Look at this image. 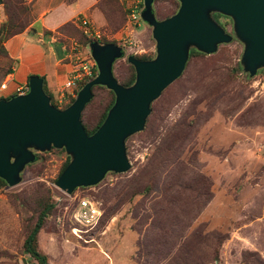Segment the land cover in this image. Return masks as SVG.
<instances>
[{
    "label": "rangeland",
    "instance_id": "rangeland-1",
    "mask_svg": "<svg viewBox=\"0 0 264 264\" xmlns=\"http://www.w3.org/2000/svg\"><path fill=\"white\" fill-rule=\"evenodd\" d=\"M76 1L0 0V24L22 34L34 14ZM90 1L103 20L98 24L95 10L88 18L100 34L93 42L123 48L112 68L121 85L131 73L128 56L155 58L152 30L141 19L128 26L133 0ZM178 8L177 0L152 6L158 21ZM212 18L232 41L212 55L190 57L181 77L151 104L143 131L125 142L128 172L108 173L98 185L67 196L55 182L70 157L63 149L32 151L36 159L20 183L0 186V264H31L23 243L44 203L54 208L37 241L49 264H264V68L253 77L245 73L244 46L232 20ZM80 19L69 22L62 36L91 41ZM88 45L74 47L83 63L92 61ZM4 55L0 48L1 67L8 65ZM110 98L107 89L96 91L82 115L84 129L95 127ZM83 197L98 202L103 217L80 239L70 231L68 214L74 198Z\"/></svg>",
    "mask_w": 264,
    "mask_h": 264
},
{
    "label": "water",
    "instance_id": "water-1",
    "mask_svg": "<svg viewBox=\"0 0 264 264\" xmlns=\"http://www.w3.org/2000/svg\"><path fill=\"white\" fill-rule=\"evenodd\" d=\"M177 1V12L158 21L152 9L154 0H143L140 19L152 30L155 58H126L135 73L131 86L120 85L113 76L114 63L124 57L123 48L92 42L88 49L97 75L79 89L65 109L51 105L43 79L35 76L29 78L25 95L0 100V179L9 188L20 183L21 172L35 161L32 151L63 149L70 157L55 182L67 196L98 185L108 173L128 172L126 140L143 131L151 104L181 77L190 50L209 56L218 46L232 41L213 14L232 20L234 35L244 46L240 60L243 71L253 77L264 68V0ZM96 86L111 91L114 103L101 126L88 135L81 115Z\"/></svg>",
    "mask_w": 264,
    "mask_h": 264
},
{
    "label": "crops",
    "instance_id": "crops-1",
    "mask_svg": "<svg viewBox=\"0 0 264 264\" xmlns=\"http://www.w3.org/2000/svg\"><path fill=\"white\" fill-rule=\"evenodd\" d=\"M93 5L90 0H78L72 4L57 5L42 15L34 14L33 23L24 33L12 37L3 44L6 59L11 62V67L6 75L4 74L6 67L0 68V87L5 86L4 89H0V99L9 100L20 95L17 90L28 86V80L32 76L43 79V88L45 87L47 95L58 109L57 105L67 104L75 97L83 80H73L79 67L78 59L82 56L81 50L74 47L80 48L81 45L62 36L58 29L77 18H81L80 21L88 20L95 10ZM39 11L40 8H36V12ZM95 11L100 17L99 19L96 15V20L102 25L101 15ZM67 39L69 50L62 42L68 41ZM71 82L74 86L66 88L65 85ZM30 263L33 264V261Z\"/></svg>",
    "mask_w": 264,
    "mask_h": 264
},
{
    "label": "trees",
    "instance_id": "trees-1",
    "mask_svg": "<svg viewBox=\"0 0 264 264\" xmlns=\"http://www.w3.org/2000/svg\"><path fill=\"white\" fill-rule=\"evenodd\" d=\"M157 0H154V2H156ZM176 13V12H175ZM174 13V14H175ZM173 14V15H174ZM217 17V15H215ZM67 26H69V24H65L63 27L59 28L58 29V32L61 33ZM11 26L8 22H5V23H1L0 24V48L3 49L4 51V59L6 61H8V65L4 64V66L6 67V70L4 72V74L6 75L8 72H9V69L11 67V62L9 60L6 59V51L5 49L3 48V44L8 41L9 39H11L12 37L14 36H17V35H20L21 32H14L11 30ZM79 44L81 45H86V44H90L92 41L90 40H86L85 42H82L81 40H77ZM103 44H112V43H103ZM202 54L198 53L197 51H195L194 49H191L190 53H189V58L190 57H195V56H200ZM138 59V58H137ZM139 60H144V59H139ZM1 65V64H0ZM1 68V66H0ZM130 70H131V73L128 77V79L123 82L121 85L124 86V87H129L131 86L133 83H134V80H135V74H134V69L132 66H129ZM95 73H97V70L95 71ZM96 75L93 76V78L95 77ZM92 78V79H93ZM92 79H89L87 81H84L82 83H80L79 85V89H81V87H83L87 82H89L90 80ZM99 90H105L104 87H100V86H96V87H93L91 89L92 91V94H93V98L91 100V102L89 104H87V106L85 107L84 111L86 110V108L88 106L91 105V103L93 102L94 98H95V93L96 91H99ZM108 93L110 94V101L109 103L105 106V108L102 110L101 114H100V117H99V121L97 122V124L95 125V127L92 129V130H87L85 128V131L88 135H92L94 132H96V130L101 126V124L103 123V121L105 120L106 118V115L109 111V109L112 107L113 103H114V95L111 91H108ZM76 96V94H75ZM75 97L71 98L69 100V102L67 104L64 105L63 109H65L66 107H68L71 103H73ZM0 100H5V99H0ZM8 100V99H6ZM50 100H52L50 98ZM83 111V112H84ZM83 115V113H82ZM82 115H81V120H82ZM69 163V160L67 159V161L63 164L59 174H58V177L61 175V173L64 171V169L67 167ZM0 186H6V184L0 179ZM54 208V205L53 203H44L42 206H41V209L39 211V214L37 216V219L34 223V225L31 227L29 233L27 234V237L25 238V241L23 243V250L24 252L34 261L35 264H49L48 262V257L41 253L39 250H38V241H37V236L39 234V232L43 229L45 223H46V220L49 216V214L51 213V211L53 210ZM102 217H103V213H102ZM102 217L101 219L99 220V223L101 222L102 220ZM98 223V225H99Z\"/></svg>",
    "mask_w": 264,
    "mask_h": 264
},
{
    "label": "built area",
    "instance_id": "built-area-1",
    "mask_svg": "<svg viewBox=\"0 0 264 264\" xmlns=\"http://www.w3.org/2000/svg\"><path fill=\"white\" fill-rule=\"evenodd\" d=\"M132 8L128 11L127 14V24L128 26L132 25L135 26L140 21V14H139V8L143 6V0H133L132 1ZM81 30L83 31V34L86 35L88 38L91 39V41L98 40L100 38L99 32H97L94 27L91 25V23L87 19H83L80 21ZM99 43V42H98ZM80 59H78L79 61ZM79 67L75 71L73 80L74 81H80L84 79H88L92 77L95 74L96 66L94 61L91 62L88 61L86 63H83L82 61H79L78 63ZM71 86H74V83H67L65 85L66 88H69ZM5 86L1 85L0 89H4ZM20 95H25L28 91V86H25L22 89L17 90ZM73 205L71 206V209L69 210V221L71 224V233L75 237H79L81 239L80 233H82L83 229H93L95 228L99 220L102 217V209L99 206L98 202H95L92 199L83 197V198H74Z\"/></svg>",
    "mask_w": 264,
    "mask_h": 264
},
{
    "label": "flooded vegetation",
    "instance_id": "flooded-vegetation-1",
    "mask_svg": "<svg viewBox=\"0 0 264 264\" xmlns=\"http://www.w3.org/2000/svg\"><path fill=\"white\" fill-rule=\"evenodd\" d=\"M150 60H152V59H150ZM143 61H148V60H143Z\"/></svg>",
    "mask_w": 264,
    "mask_h": 264
}]
</instances>
